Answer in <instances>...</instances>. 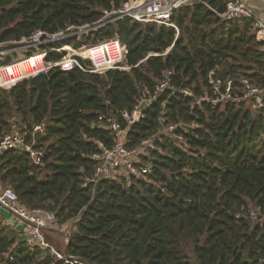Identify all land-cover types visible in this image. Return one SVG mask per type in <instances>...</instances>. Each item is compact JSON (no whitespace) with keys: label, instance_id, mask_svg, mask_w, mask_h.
I'll list each match as a JSON object with an SVG mask.
<instances>
[{"label":"trees","instance_id":"16d2710c","mask_svg":"<svg viewBox=\"0 0 264 264\" xmlns=\"http://www.w3.org/2000/svg\"><path fill=\"white\" fill-rule=\"evenodd\" d=\"M125 1L0 0V42L92 23ZM205 1L173 13L178 30L124 18L84 37L87 43L117 36L128 48L130 70L54 68L0 90V141L14 120L29 131L43 124L37 146L46 150L43 165L27 153H6L1 186L13 188L28 209L55 212L68 226L64 251L88 264H264V223L247 216L253 207L264 212V108L245 102L193 107L192 99L172 93L191 88L203 95L216 66L222 76L264 87V52L251 20H223L219 13L230 0ZM10 62L7 55L0 63ZM165 69L173 71V89L130 127L126 145L138 147L162 125H177L183 140L161 133L155 149L140 156V164L151 161L150 173L87 184L99 143L114 142L98 116L114 113L126 125L118 113L132 111ZM3 214L0 264H67L22 241Z\"/></svg>","mask_w":264,"mask_h":264},{"label":"built area","instance_id":"2783aa9c","mask_svg":"<svg viewBox=\"0 0 264 264\" xmlns=\"http://www.w3.org/2000/svg\"><path fill=\"white\" fill-rule=\"evenodd\" d=\"M255 1L257 0H230L226 10L219 15L223 20L242 18L251 20L256 38L260 43V50L264 52V19L257 12L258 6L255 5ZM195 3L207 4L205 0H127L119 8L105 11L102 18L92 23L67 25L55 32L38 29L20 40L0 42V62L5 56H11L10 63H0V90L9 89L23 80L47 74L54 68L63 71L79 69L86 73L98 74H104L111 69L130 70L132 66L127 63L128 48L117 36L87 43L84 42V37L94 34L109 23L124 18H130L140 24L172 26L178 30L176 24L172 22L173 13ZM56 53L60 54V57L53 58L52 55ZM153 55L157 54H150L148 57ZM172 76V70H163L155 88L145 89L132 111L125 110L118 113L125 120L126 125H123L114 113L98 116V126L106 127L114 136V142L110 147L102 142L99 143L100 151L94 155L98 165L93 176L86 178L87 184H97L102 179H117L123 174L150 173L151 161L140 164V156L142 153H147L149 149H155V143L161 139V133L166 132L172 138L183 140L181 135H175L177 125L169 127L162 125L159 131L143 140L138 147L131 149L126 145V136L130 127L139 122L145 110L157 102L166 91L173 89L171 88ZM208 88V91L200 96L195 95L191 88L174 89L172 93L192 99L193 107L204 102L214 105L245 102L253 110L264 108V87L254 85L246 77L235 79L222 76L219 66L208 72ZM161 122L165 123L164 112H162ZM43 131V124L35 125L33 130L29 131L18 121L11 122L10 130L0 141V177L2 158L9 151L27 153L36 164L43 165L46 150L42 146H37L38 140L35 138L36 133L43 134ZM30 136L32 140L29 139ZM2 210L9 215L4 217V224L16 230L21 235L22 241L28 245L44 249L67 264H88L78 256L59 251L47 240L45 231L55 230L64 234L66 244L69 241L68 226L59 223L55 212L28 209L20 203L13 188L2 187L0 184V211ZM247 216L264 223V212L258 207H253Z\"/></svg>","mask_w":264,"mask_h":264},{"label":"rangeland","instance_id":"374dc122","mask_svg":"<svg viewBox=\"0 0 264 264\" xmlns=\"http://www.w3.org/2000/svg\"><path fill=\"white\" fill-rule=\"evenodd\" d=\"M93 41V40H92ZM15 56V55H14ZM221 104H224V103H221ZM247 105H249L248 103H247ZM250 107V106H249ZM14 120V119H13ZM137 159V161H139L138 160V158H136ZM2 213H5L6 215H7V217H9V215L5 212V211H3L2 210ZM4 215V214H3ZM68 228V227H67ZM53 232L54 233H50V232H48V237L47 238H49V240H50V243L56 248V249H58L59 251H61V252H64V250H65V245H66V237L64 236V234L62 233V232H58V231H55V230H53Z\"/></svg>","mask_w":264,"mask_h":264},{"label":"crops","instance_id":"0c3cea01","mask_svg":"<svg viewBox=\"0 0 264 264\" xmlns=\"http://www.w3.org/2000/svg\"><path fill=\"white\" fill-rule=\"evenodd\" d=\"M256 7L258 10V13L261 14L260 16L264 19V2H261L259 5ZM261 9V11H260ZM4 217L6 218V214L4 213Z\"/></svg>","mask_w":264,"mask_h":264},{"label":"water","instance_id":"95a60500","mask_svg":"<svg viewBox=\"0 0 264 264\" xmlns=\"http://www.w3.org/2000/svg\"><path fill=\"white\" fill-rule=\"evenodd\" d=\"M41 136H42V133L41 132H38V133H36L35 138L37 140H39L41 138Z\"/></svg>","mask_w":264,"mask_h":264}]
</instances>
